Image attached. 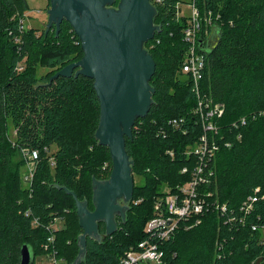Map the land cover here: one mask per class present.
<instances>
[{
	"label": "trees",
	"instance_id": "16d2710c",
	"mask_svg": "<svg viewBox=\"0 0 264 264\" xmlns=\"http://www.w3.org/2000/svg\"><path fill=\"white\" fill-rule=\"evenodd\" d=\"M178 2L151 0L156 10L154 25L159 27L145 44L155 63L150 80L152 104L144 117L135 120L131 138H125L133 181L141 183L134 182L125 219H116L117 229L107 236L99 223L101 240L86 238L80 264H118L125 251L144 239L143 228L152 217L161 187L173 188L190 179L189 173H180L193 163L184 152L197 141L202 128L192 113L195 92L180 72L187 45L183 40L186 18L175 17ZM193 2L201 19L210 15L211 20V26L202 22L198 35L204 49L199 52L206 58L200 97L224 108L215 119L217 135H211L219 143L210 163L214 178L201 187V193H209L211 201L226 205L227 210L221 215L206 208L199 225L189 230L179 227L162 249L168 264H255L263 257L264 246L255 242L257 233L248 223H264V117L252 119L251 115L264 111V0ZM25 10L22 0H0V264H19L23 245L29 247L33 264L37 254L45 256L43 245L50 235L45 228L54 217H61L63 225L53 233L50 250L72 264L82 229L75 200L61 188L87 202L92 211V180L109 178L111 159L108 148L94 137L99 102L93 81L84 76L49 81L61 68L81 59L79 39L66 21L58 32L52 26L47 33L44 28L19 33V18ZM18 36L19 44L14 40ZM210 38L212 47L206 45ZM32 41L40 49V67L48 71L43 76H36L33 60L16 70ZM241 117L247 118L246 126L233 127ZM172 119H184V124L173 128ZM8 124L15 131L14 141L8 136ZM53 146L56 150L47 155L44 149L50 151ZM24 149L38 152L29 189L20 175L24 162L13 163L15 153ZM49 156L54 158L53 168ZM251 196L257 199L244 224L226 223L232 211L240 215L239 207ZM33 218L40 226L31 225Z\"/></svg>",
	"mask_w": 264,
	"mask_h": 264
},
{
	"label": "water",
	"instance_id": "95a60500",
	"mask_svg": "<svg viewBox=\"0 0 264 264\" xmlns=\"http://www.w3.org/2000/svg\"><path fill=\"white\" fill-rule=\"evenodd\" d=\"M26 9L27 3L22 0ZM47 33L52 26L57 32L66 21L80 42L82 57L53 76H84L93 81L99 102V122L94 134L98 144L108 148L111 172L104 181L91 183L93 210L87 202L73 197L82 234L79 252L72 264H80L86 253V238L101 240L98 224L105 235L117 229V218L124 221L132 199L133 162L125 151V138H131L134 122L144 117L152 104L150 80L155 71L152 56L145 49L159 27L154 25L156 10L149 0H49ZM200 49L203 51L202 45ZM258 259L255 264H258ZM19 264H33L27 245L20 249Z\"/></svg>",
	"mask_w": 264,
	"mask_h": 264
},
{
	"label": "built area",
	"instance_id": "2783aa9c",
	"mask_svg": "<svg viewBox=\"0 0 264 264\" xmlns=\"http://www.w3.org/2000/svg\"><path fill=\"white\" fill-rule=\"evenodd\" d=\"M184 5L186 4H183V6ZM186 7L188 11L187 14L182 12L180 2H178L175 7V17L177 19L181 17L186 18L183 40L187 45V50L183 57L180 72L183 76L188 78L192 85V91L195 92L196 106L192 113L197 118L202 128V133L197 141L193 145L188 146L184 152L187 158L193 159V163L191 168L187 166L183 167L180 173H189L190 179L173 188L164 185V189L160 192L161 195L154 199L152 217L144 225V239L136 246L130 247L125 251L119 259L118 264H168L162 246L174 236V233L179 227H182L184 230H189L199 225L201 220L200 216L203 215L208 207L214 208L219 211L220 214L226 213L227 210L226 205H220L216 200L214 202L211 201V195L209 193H201V187L210 184L214 178V172L210 167V163L219 151V143L216 141V138H212L211 135H217L218 126L216 125L215 119L223 115L224 108L222 105L212 104L211 101H203L199 93V82L202 79L206 58L203 53L199 52L203 38H199L198 35L201 31L202 22L206 26H211L210 15L208 18H203L202 20L199 12L194 6L193 0H189ZM24 30L23 20L19 18L18 32L22 33ZM204 33V35H206L208 31L205 30ZM14 40L16 43L19 41L18 37H15ZM16 70L21 71L22 67L18 64ZM257 117H264V111H257L251 115L252 119ZM246 122L247 118L241 117L234 122L232 126L235 128L244 127L246 126ZM169 124L177 129L184 124V119H172ZM239 137L240 136H238V138ZM225 146L229 147V143H225ZM44 151L49 155V149L45 148ZM21 154L26 160V165L28 167L22 177V181L24 186L29 189L38 159V152L24 149L21 151ZM166 154L173 158L172 152L167 151ZM48 160L51 168H53L55 165L54 160L49 157ZM105 167L106 165H104V168ZM257 191L258 190L255 192ZM256 199L255 196L249 197L247 201H244L239 207L237 213L240 215L237 216L235 211H232L225 220L226 223L244 224L252 213L253 203H255ZM261 199H264V196H262ZM25 216L29 217L30 212H25ZM62 223L63 219L61 217H54L45 228L50 235L47 238V242L43 245V249L46 251L45 258L50 264H66L63 259L56 256L55 251L50 250V244L54 241L53 233L61 229L62 226L60 227L58 224ZM248 224L250 225L251 231L257 233L255 242L258 245L264 246V223L260 225ZM31 225L33 227L40 226L39 220L33 218ZM263 257L259 258L261 261L258 264L263 261Z\"/></svg>",
	"mask_w": 264,
	"mask_h": 264
},
{
	"label": "rangeland",
	"instance_id": "374dc122",
	"mask_svg": "<svg viewBox=\"0 0 264 264\" xmlns=\"http://www.w3.org/2000/svg\"><path fill=\"white\" fill-rule=\"evenodd\" d=\"M27 3V10H25L24 15L21 16L20 18L23 20V27L25 30L28 29H36V30H42L43 28L45 29V26L47 24V10L49 9V7L47 8L48 2L49 0H25ZM179 2L181 3V10L184 14H187V7L186 5L189 3V0H179ZM183 4H186L183 6ZM183 14V15H184ZM185 16V15H184ZM38 31V32H39ZM211 36H214V34H212ZM21 37L18 36V42L17 44H19L21 42L20 40ZM28 45V44H27ZM42 48V47H41ZM19 50V48H18ZM27 52L26 55L21 59L19 65L23 66L25 62L30 63L32 60L35 63L36 66V70H37V74L36 76H43L45 75L48 71L41 66L40 62H39V58H38V53L40 51L38 44H35L34 41L31 42V46H28L27 48ZM14 135H15V131L13 129V127L11 126V124H8V136L10 138V140L14 141ZM56 148L53 146L51 147L50 151H49V155L55 151ZM49 158H53V156H49ZM20 162H24V164L22 165L21 163V169H20V175H21V180L22 177L25 173V171L28 169L27 165H26V160L24 159L23 155L21 154V152L19 154L15 153L14 158H13V163H19ZM136 184H140L141 181L139 179H135L133 181ZM164 187V186H163ZM163 187H161L160 192L164 189ZM62 224H58V226H62ZM34 264H50L49 261L45 258L44 255L41 254H37L35 256L34 259Z\"/></svg>",
	"mask_w": 264,
	"mask_h": 264
},
{
	"label": "flooded vegetation",
	"instance_id": "af4514ba",
	"mask_svg": "<svg viewBox=\"0 0 264 264\" xmlns=\"http://www.w3.org/2000/svg\"><path fill=\"white\" fill-rule=\"evenodd\" d=\"M150 1V4H151V0H149ZM152 5V4H151ZM213 38V37H212ZM212 38H210V40L207 42V46L209 47H212L213 45H214V39L212 40ZM145 47V46H144Z\"/></svg>",
	"mask_w": 264,
	"mask_h": 264
}]
</instances>
